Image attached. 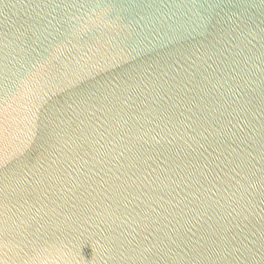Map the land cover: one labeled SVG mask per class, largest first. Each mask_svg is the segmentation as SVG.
<instances>
[{"label": "water", "instance_id": "1", "mask_svg": "<svg viewBox=\"0 0 264 264\" xmlns=\"http://www.w3.org/2000/svg\"><path fill=\"white\" fill-rule=\"evenodd\" d=\"M0 264H264V0H0Z\"/></svg>", "mask_w": 264, "mask_h": 264}]
</instances>
